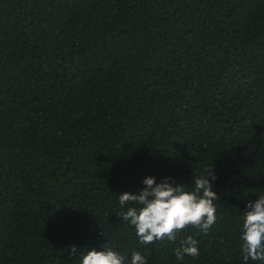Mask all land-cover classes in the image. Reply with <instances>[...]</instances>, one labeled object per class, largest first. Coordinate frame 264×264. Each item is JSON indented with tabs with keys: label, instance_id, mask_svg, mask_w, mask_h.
Masks as SVG:
<instances>
[{
	"label": "trees",
	"instance_id": "obj_1",
	"mask_svg": "<svg viewBox=\"0 0 264 264\" xmlns=\"http://www.w3.org/2000/svg\"><path fill=\"white\" fill-rule=\"evenodd\" d=\"M211 169L206 234L144 245L119 218L146 177L191 190ZM259 196L264 0H0V264L104 245L125 264H243ZM188 236L199 255L178 261Z\"/></svg>",
	"mask_w": 264,
	"mask_h": 264
},
{
	"label": "clouds",
	"instance_id": "obj_2",
	"mask_svg": "<svg viewBox=\"0 0 264 264\" xmlns=\"http://www.w3.org/2000/svg\"><path fill=\"white\" fill-rule=\"evenodd\" d=\"M212 172L208 176L194 178V188L174 184L171 178L160 183L148 176L144 179L145 187L136 192H124L119 195L121 207L131 205L126 211L118 214L119 218L134 227L141 244L148 245L157 241H175L178 234L190 227H196L207 233L217 221L216 201L219 196L213 190ZM242 224V261H257L264 264V196L249 201ZM72 246L70 256L77 253ZM178 261L184 257L199 255L198 241L188 236L175 249ZM79 264H125V257L118 251L103 246L102 249L87 248L81 253ZM130 264H147L146 257L139 251L133 252Z\"/></svg>",
	"mask_w": 264,
	"mask_h": 264
}]
</instances>
